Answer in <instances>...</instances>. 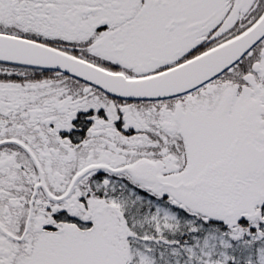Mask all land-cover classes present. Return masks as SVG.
I'll use <instances>...</instances> for the list:
<instances>
[{"label": "snow or ice", "instance_id": "1", "mask_svg": "<svg viewBox=\"0 0 264 264\" xmlns=\"http://www.w3.org/2000/svg\"><path fill=\"white\" fill-rule=\"evenodd\" d=\"M0 264H264V0H0Z\"/></svg>", "mask_w": 264, "mask_h": 264}]
</instances>
